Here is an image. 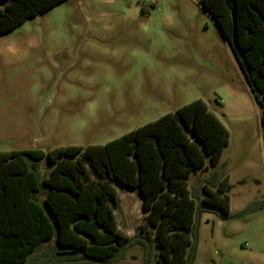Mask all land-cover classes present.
<instances>
[{
	"label": "rangeland",
	"instance_id": "374dc122",
	"mask_svg": "<svg viewBox=\"0 0 264 264\" xmlns=\"http://www.w3.org/2000/svg\"><path fill=\"white\" fill-rule=\"evenodd\" d=\"M196 100L230 137L188 186L204 198L203 179H227L233 218L201 215L193 264H264V210L239 217L264 201L260 109L202 0H66L0 35V153L105 145ZM116 190L119 228L132 237L141 198ZM147 259L134 246L117 264Z\"/></svg>",
	"mask_w": 264,
	"mask_h": 264
},
{
	"label": "trees",
	"instance_id": "16d2710c",
	"mask_svg": "<svg viewBox=\"0 0 264 264\" xmlns=\"http://www.w3.org/2000/svg\"><path fill=\"white\" fill-rule=\"evenodd\" d=\"M64 1L0 0V35ZM202 4L260 109L264 149V0ZM229 137L196 100L105 145L0 153V264H117L134 246L146 264H155V252L158 264H193L201 215H233L227 179L217 172L203 179L204 198L191 193L188 179L219 164ZM116 184L142 201L132 237L119 228ZM261 210L264 201L253 202L239 217Z\"/></svg>",
	"mask_w": 264,
	"mask_h": 264
},
{
	"label": "water",
	"instance_id": "95a60500",
	"mask_svg": "<svg viewBox=\"0 0 264 264\" xmlns=\"http://www.w3.org/2000/svg\"><path fill=\"white\" fill-rule=\"evenodd\" d=\"M220 29V28H219ZM221 31V30H220ZM222 33V32H221Z\"/></svg>",
	"mask_w": 264,
	"mask_h": 264
}]
</instances>
